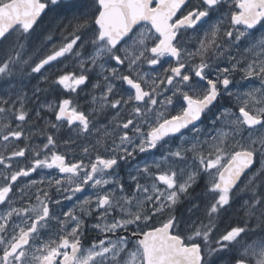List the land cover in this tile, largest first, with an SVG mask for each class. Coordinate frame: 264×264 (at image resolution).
Instances as JSON below:
<instances>
[{"label": "snow or ice", "instance_id": "obj_1", "mask_svg": "<svg viewBox=\"0 0 264 264\" xmlns=\"http://www.w3.org/2000/svg\"><path fill=\"white\" fill-rule=\"evenodd\" d=\"M0 264H264V0H0Z\"/></svg>", "mask_w": 264, "mask_h": 264}, {"label": "flooded vegetation", "instance_id": "obj_2", "mask_svg": "<svg viewBox=\"0 0 264 264\" xmlns=\"http://www.w3.org/2000/svg\"><path fill=\"white\" fill-rule=\"evenodd\" d=\"M83 95V94H82Z\"/></svg>", "mask_w": 264, "mask_h": 264}]
</instances>
